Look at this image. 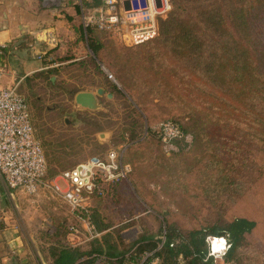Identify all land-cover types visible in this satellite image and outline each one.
I'll return each instance as SVG.
<instances>
[{
    "label": "rangeland",
    "instance_id": "1",
    "mask_svg": "<svg viewBox=\"0 0 264 264\" xmlns=\"http://www.w3.org/2000/svg\"><path fill=\"white\" fill-rule=\"evenodd\" d=\"M170 1L172 9L173 0ZM89 3L90 0H84L83 5ZM70 24L72 34H64L46 58L47 63L61 62L41 72L28 73L18 84V91L29 106L34 134L44 150L48 179L89 156L103 155L109 148L124 146V161L128 149H132L135 158L128 177L114 187L112 194L92 202V219L100 237L95 243L76 247L87 251L99 245L102 252L119 253L131 249L143 237L160 240L166 225L185 235L213 223L222 226L234 217L243 216L255 220L256 226L234 252L237 259H229L235 264H264V153L248 138L249 115L240 126L241 144L235 140L236 126L230 129L207 122L206 126L195 127V133L201 135L198 142L188 135V141L161 146L148 133V126L156 129L167 118L186 126L192 124V111L202 120L209 112L195 100V92L186 97L182 84H173L171 88L189 99V103L170 93V53L169 59L164 58L168 65L164 80L155 73L158 65L152 67L144 56L158 46L157 38L147 46L136 47L103 32L104 48L100 55L105 66L98 63V70L89 60L93 55L85 39L72 26L74 22ZM106 71L114 77L120 93L111 91ZM122 78L125 85L121 84ZM99 87L104 93L97 95V109L75 102L78 92L96 93ZM108 93L112 96L108 97ZM142 111L149 121L144 129L138 117ZM214 112L218 111L210 110V118L216 119ZM213 141L223 142L224 148L216 151ZM217 161L223 162L218 165L223 168L227 163L234 164L226 178L219 168L214 170L212 166L210 171L205 167L206 162L214 165ZM52 171L56 174L50 177ZM235 180L238 186L241 184V192L233 189ZM12 208L27 250L51 264L54 254L64 247L63 239L71 222L64 203L50 197L45 189L36 195L18 191L16 206Z\"/></svg>",
    "mask_w": 264,
    "mask_h": 264
},
{
    "label": "trees",
    "instance_id": "2",
    "mask_svg": "<svg viewBox=\"0 0 264 264\" xmlns=\"http://www.w3.org/2000/svg\"><path fill=\"white\" fill-rule=\"evenodd\" d=\"M72 2L74 10L73 16L70 17L74 22L72 26L79 36L85 39L93 55H88L89 60L96 69L100 70L98 63L105 66L100 55V51L104 48L101 36L103 32L90 27L84 29L80 19V5L74 3V0H62L61 3L69 5ZM97 4L98 0H91L88 5ZM155 38L159 40L158 46L144 54L152 67L158 65L159 68L155 69L157 71L155 73L166 80L163 76L168 70V65L164 58L169 59L168 53H170V93L189 103L186 97L195 92V100H198L200 107L209 111L204 120L192 111V124L186 126L175 119L165 120L176 122L194 142H198L201 136L195 133V127L206 126L207 122L222 124L230 129L236 126L235 140L239 142L240 126L245 124L248 114L247 125L251 129L248 138L255 145L260 146L261 152L264 153V0H173L172 9L165 18L158 21V35ZM153 39L132 46H147ZM49 50L44 53L45 59L49 56ZM58 62L61 61L55 60L46 65ZM176 64L181 65L179 68L181 72L178 68L172 67ZM183 65L186 67L184 68ZM105 77L111 91L120 93V88L109 80L106 74ZM121 84L125 85L123 78ZM173 84L176 86L182 84L186 97L174 91L171 88ZM122 87L125 89V86ZM210 110L218 111L214 112L218 116L216 119L210 118ZM143 115L145 116L143 111L138 113L142 129L145 127L144 124L149 122L147 115L146 117ZM221 117L225 118L221 119ZM159 125L156 129L148 126V133L164 147L158 130ZM133 136L131 134V138H134ZM218 142H212L216 146V151L224 148V143ZM174 143L179 142L174 141ZM231 145H234V142ZM128 150L129 155L125 162L132 170L131 164H135V158L132 149ZM209 157L212 159V156ZM206 164L205 167L210 171L212 166L214 170L219 168L224 173V178L229 175V168L234 167L233 163H227L225 168L218 166L223 164L222 161L214 164L217 166L208 162ZM55 174L56 172L52 171L49 176ZM206 174L210 173L206 172ZM46 178H48L47 173ZM232 185L233 189L238 188L240 192L242 191L241 184L238 186L236 180ZM255 226V220L243 216L234 217L222 226L213 223L191 230L185 235L175 227L166 225L165 240L160 250L162 264H214L212 257L207 254L208 235H227L230 248L226 258L237 259L234 257V252L241 246L245 235ZM143 238V241L135 245L137 251L152 249L155 246V240ZM63 240L64 247L54 254L51 264H74L85 254L89 255L94 251L102 253L99 245L84 251L79 247L69 246L65 237ZM95 240L89 244L95 243ZM107 245L111 248V245ZM106 254L115 256L117 253L109 250ZM77 264H90V260H80Z\"/></svg>",
    "mask_w": 264,
    "mask_h": 264
},
{
    "label": "built area",
    "instance_id": "3",
    "mask_svg": "<svg viewBox=\"0 0 264 264\" xmlns=\"http://www.w3.org/2000/svg\"><path fill=\"white\" fill-rule=\"evenodd\" d=\"M41 1L45 6L62 2ZM75 2L80 5L84 29L100 30L127 45H138L155 38L159 19L165 18L171 8L170 0H98L95 6L83 5L84 0ZM4 74V66L0 65V177L10 189L27 195H36L45 189L50 197L61 200L71 216L65 234L68 245L74 248L90 243L100 237L92 219V202L112 194L114 187L131 172L130 165L123 159L125 147L109 148L103 155L89 156L54 178H46V157L34 134L29 106L18 91L19 80L4 85ZM106 75L114 81L111 73L106 71ZM158 130L164 146L174 141H188V135L172 120L161 122ZM164 240L163 232L152 249L137 251L134 246L115 256L94 251L77 262L89 259L90 264H162L160 250ZM206 243L207 254L214 264H235L226 258L230 248L226 235H208Z\"/></svg>",
    "mask_w": 264,
    "mask_h": 264
},
{
    "label": "crops",
    "instance_id": "4",
    "mask_svg": "<svg viewBox=\"0 0 264 264\" xmlns=\"http://www.w3.org/2000/svg\"><path fill=\"white\" fill-rule=\"evenodd\" d=\"M71 4L45 6L41 0H0V65L5 69L4 85L32 71L46 70L42 53L54 47L64 34L73 32V28L69 29L74 14ZM18 191L10 189L0 177V264H46L27 250L16 226L12 207L16 206Z\"/></svg>",
    "mask_w": 264,
    "mask_h": 264
},
{
    "label": "water",
    "instance_id": "5",
    "mask_svg": "<svg viewBox=\"0 0 264 264\" xmlns=\"http://www.w3.org/2000/svg\"><path fill=\"white\" fill-rule=\"evenodd\" d=\"M104 93V89L102 87L97 88L96 93L91 91H80L75 95V102L82 107L88 109H97L99 107L97 95H102ZM108 97H111L112 94L108 93ZM102 135H104L102 133Z\"/></svg>",
    "mask_w": 264,
    "mask_h": 264
}]
</instances>
